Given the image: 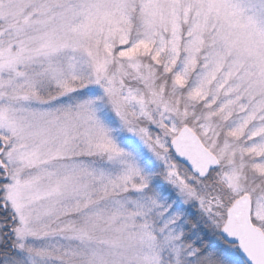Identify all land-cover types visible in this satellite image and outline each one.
Returning a JSON list of instances; mask_svg holds the SVG:
<instances>
[{
  "label": "snow or ice",
  "instance_id": "obj_1",
  "mask_svg": "<svg viewBox=\"0 0 264 264\" xmlns=\"http://www.w3.org/2000/svg\"><path fill=\"white\" fill-rule=\"evenodd\" d=\"M0 264H264V0H0Z\"/></svg>",
  "mask_w": 264,
  "mask_h": 264
}]
</instances>
